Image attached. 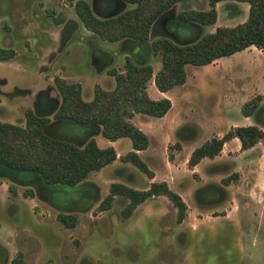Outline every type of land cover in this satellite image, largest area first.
Segmentation results:
<instances>
[{"label": "rangeland", "instance_id": "374dc122", "mask_svg": "<svg viewBox=\"0 0 264 264\" xmlns=\"http://www.w3.org/2000/svg\"><path fill=\"white\" fill-rule=\"evenodd\" d=\"M184 2L177 1L171 9H187ZM72 3L0 0V46L15 51L14 56L0 60V120L23 123L24 109L33 106L41 91L58 102L55 75L79 81L82 97L89 99L95 82L103 88L114 84L104 69L94 68L93 57L104 68L118 70L124 55L133 57L120 41L101 39L86 30ZM194 8L203 9L199 4ZM212 25L215 22L202 25L201 33ZM176 29L185 34L182 38H190V25ZM144 58L153 71L159 67L158 54L145 52ZM184 68V82L166 91H159L152 78L147 81L149 97L169 99L165 114L130 117L147 136L148 144L139 155L152 177L119 160L130 148L129 138L108 141L99 134L96 143L102 147L108 143L118 154L77 185L94 188L96 199L84 198L82 206H88L83 210L70 209L69 202L79 195L76 186L47 185L52 199L45 201L37 193L24 196L25 186L19 183L11 194L8 177L0 175V264H7L17 250L27 264H264V145L258 142L240 149L238 141L226 142L214 157L187 165L190 151L204 140L231 126L253 123L240 113V105L254 93H261L264 101V51L244 48ZM75 128L79 127L68 123L56 132L79 137ZM231 172L237 177L222 185L225 194L219 201L202 204L195 198L198 186L220 184V178ZM159 180L184 201L180 221H176V208L163 195L140 202L127 217L120 213L126 199L118 195L109 208L96 210L112 181L142 188ZM60 211L74 214L75 225L66 227L58 221Z\"/></svg>", "mask_w": 264, "mask_h": 264}, {"label": "trees", "instance_id": "16d2710c", "mask_svg": "<svg viewBox=\"0 0 264 264\" xmlns=\"http://www.w3.org/2000/svg\"><path fill=\"white\" fill-rule=\"evenodd\" d=\"M177 1L180 0H73L74 13L86 30L101 39L120 41L122 48L130 51L133 57L124 55L120 70L112 66L104 68V63L93 57L94 68L104 69L113 77L114 84L111 88H103L95 82L89 99L82 97L79 81L55 75L52 80L58 102L46 91H41L33 106L24 109L23 123L0 120V175L8 177L7 189L11 194L16 193L15 184L19 183L25 186L24 196L37 193L47 201L52 194L47 185L76 186L79 195L69 202L70 209L80 207L83 210L88 206H82L84 198L90 202L96 199L94 188L77 185L82 184L91 171L117 158L113 146L102 147L96 143L97 134L110 141L129 138L130 149L118 156L119 160L130 162L152 177V171L137 153L147 146V136L130 117L133 113L162 116L171 104L168 98L149 97L147 81L152 78L159 91H166L184 82L185 64H207L250 45L264 51V0H231L248 3L245 19L231 26H216L204 33L198 26L215 22V3L219 0H207V9L188 8L173 14L170 9ZM56 22L60 21L56 19ZM182 24L191 26L190 38H181L182 33L177 32L176 28ZM63 35L66 40V34ZM145 52L159 55L160 65L155 71L145 61ZM14 55L13 48L0 46V60ZM240 113L251 117L253 123L231 126L221 135H213L195 146L187 158L188 167L203 157L217 155L224 142L232 137L237 138L240 149L258 142L264 145L261 93L244 100ZM68 123L79 127L75 128L79 129L76 134L79 137L57 134V127ZM175 145L178 146V142ZM236 177L237 173L231 172L220 178V184L198 186L194 196L202 204L217 202L225 194L222 185H228ZM116 195L126 199L120 210L122 217L129 216L140 202L155 195H163L171 201L176 208V221L184 216V201L164 180L150 181L142 188L112 181L96 210L109 208ZM56 218L66 227L76 223L72 213L60 211ZM7 264L27 263L22 252L17 250Z\"/></svg>", "mask_w": 264, "mask_h": 264}, {"label": "crops", "instance_id": "0c3cea01", "mask_svg": "<svg viewBox=\"0 0 264 264\" xmlns=\"http://www.w3.org/2000/svg\"><path fill=\"white\" fill-rule=\"evenodd\" d=\"M182 1V0H181ZM187 2H184L183 3V6L184 8H194V6L196 5H200L201 8L203 9H207L208 7V4H207V0H186ZM206 6V7H205ZM173 7V6H172ZM171 7V8H172ZM171 12L173 14H175L176 11L178 10H172L170 9ZM215 10H216V19H215V25H212L211 26V29H209L207 32L209 31H212L214 29V27L216 26H231V25H234L238 22H241L245 19L246 15H247V11H248V3L245 2V1H231V0H219L215 3ZM200 28V31L202 32V26H198ZM181 35V38L182 36L184 37L185 34H180ZM245 48H254L256 50H260L258 48H256L255 46L253 45H250L248 47H245ZM260 51H263V50H260ZM216 60V59H215ZM251 66H254L255 65V59L250 63ZM185 67V66H184ZM261 78V77H259ZM99 136V135H98ZM97 136V137H98ZM219 136V135H217ZM121 138V137H120ZM120 138H117V139H120ZM236 137H232L230 138L229 140L225 141L224 144L226 142H234V141H238L235 139ZM115 139V140H117ZM95 140H96V136H95ZM113 140V141H115ZM109 141V140H108ZM124 141V144L126 143L125 140ZM105 144V143H104ZM223 144V145H224ZM107 145H110L108 143H106V146ZM127 148V147H125ZM115 149V147H114ZM130 149V148H129ZM129 149H126L129 150ZM145 149V148H144ZM143 150V149H142ZM116 151V154H118L117 150L115 149ZM140 150H137V153L139 155V152ZM140 156V155H139ZM178 193V192H177ZM179 194V193H178ZM180 195V194H179Z\"/></svg>", "mask_w": 264, "mask_h": 264}]
</instances>
